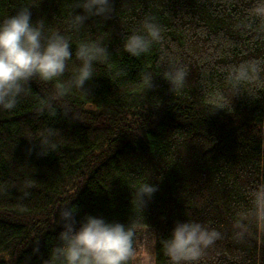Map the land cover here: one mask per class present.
Wrapping results in <instances>:
<instances>
[{"label": "trees", "instance_id": "obj_1", "mask_svg": "<svg viewBox=\"0 0 264 264\" xmlns=\"http://www.w3.org/2000/svg\"><path fill=\"white\" fill-rule=\"evenodd\" d=\"M78 0H0V20L28 7L45 34L76 45L100 41L83 92L68 88L78 61L55 82L33 78L13 110H0V264H60L52 250L62 208L122 223L152 238L154 264L177 222L220 232L197 264H264V218L254 195L264 189V17L256 0H110L106 16L68 30ZM151 19L162 39L139 57L124 38ZM182 66L184 85L163 74ZM241 68L247 78L237 79ZM255 68V71L252 69ZM150 77V83H144ZM55 151L42 154L39 140ZM156 186L140 209L135 191Z\"/></svg>", "mask_w": 264, "mask_h": 264}, {"label": "clouds", "instance_id": "obj_2", "mask_svg": "<svg viewBox=\"0 0 264 264\" xmlns=\"http://www.w3.org/2000/svg\"><path fill=\"white\" fill-rule=\"evenodd\" d=\"M75 7L83 15L70 12L68 30L79 32L85 21L92 16H106L111 11L110 0H78ZM264 17V0H256L251 10ZM28 7L19 9L14 15L0 20V110L17 107L25 85L33 78L43 82H55L68 68L69 61H78L70 77L68 88L83 92L84 85L95 75L94 64L108 58V52L100 41H80L73 52L69 35L61 32L45 34L43 22L33 23ZM161 27L150 18L142 22L141 28L124 38L123 51L132 57L147 53L151 46L162 39ZM256 69L253 68L252 71ZM249 69L241 68L237 79L247 78ZM186 68L177 66L163 74L173 87L184 85ZM144 83H150L145 77ZM39 140L42 154L55 151L57 145L49 137ZM156 186L142 182L135 191V202L142 209ZM258 215L264 218V189L254 195ZM75 209L64 207L60 211L63 230L59 233V245L52 253L60 264H127L133 253V230L122 223H109L103 218L86 216L76 227ZM220 232L199 222H177L170 236L160 241L170 264H197L206 249L219 238Z\"/></svg>", "mask_w": 264, "mask_h": 264}, {"label": "rangeland", "instance_id": "obj_3", "mask_svg": "<svg viewBox=\"0 0 264 264\" xmlns=\"http://www.w3.org/2000/svg\"><path fill=\"white\" fill-rule=\"evenodd\" d=\"M151 243L152 238L147 230L141 229L137 232V251L133 264H154Z\"/></svg>", "mask_w": 264, "mask_h": 264}]
</instances>
